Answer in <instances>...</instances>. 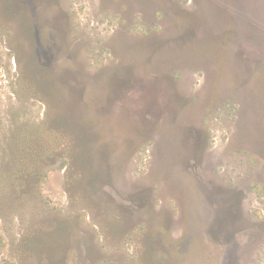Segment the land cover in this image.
<instances>
[{
	"label": "rangeland",
	"instance_id": "rangeland-1",
	"mask_svg": "<svg viewBox=\"0 0 264 264\" xmlns=\"http://www.w3.org/2000/svg\"><path fill=\"white\" fill-rule=\"evenodd\" d=\"M0 264H264V0H0Z\"/></svg>",
	"mask_w": 264,
	"mask_h": 264
},
{
	"label": "trees",
	"instance_id": "trees-1",
	"mask_svg": "<svg viewBox=\"0 0 264 264\" xmlns=\"http://www.w3.org/2000/svg\"><path fill=\"white\" fill-rule=\"evenodd\" d=\"M36 137L33 136H26L24 138V141L22 142V147L25 149L29 148H34L40 152L42 149L43 145L42 143H37ZM39 146V147H38ZM25 154V159H21V168L17 169L15 173L13 174V180L11 182H8L9 187H8V192L11 191V193L16 197L15 199H12L14 202H19L21 199L27 198V199H33L34 195L37 193L38 190V177L42 175V172H40L36 167H35V157L34 159L27 158ZM33 164V166H32ZM34 181H33V180ZM5 186L7 187V183L5 182ZM9 188L11 190H9ZM18 194V195H16ZM11 198V196H10ZM22 202V201H21ZM224 219L219 221L218 224L221 226L224 224Z\"/></svg>",
	"mask_w": 264,
	"mask_h": 264
},
{
	"label": "flooded vegetation",
	"instance_id": "flooded-vegetation-1",
	"mask_svg": "<svg viewBox=\"0 0 264 264\" xmlns=\"http://www.w3.org/2000/svg\"><path fill=\"white\" fill-rule=\"evenodd\" d=\"M232 198H233V197H232ZM221 220H222V219H219V218H218L217 221H216V223H215V226H216V224H217L219 221H221ZM218 225H219V224H218ZM221 231H223V233H224L225 230H219V229L216 230L215 227H214V229H211V230H210V232H211V233H214L215 236H217V235H221Z\"/></svg>",
	"mask_w": 264,
	"mask_h": 264
}]
</instances>
